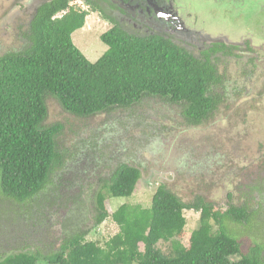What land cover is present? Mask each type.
<instances>
[{
  "label": "trees",
  "instance_id": "obj_1",
  "mask_svg": "<svg viewBox=\"0 0 264 264\" xmlns=\"http://www.w3.org/2000/svg\"><path fill=\"white\" fill-rule=\"evenodd\" d=\"M71 2L44 3L22 32L21 48L0 55V192L18 202L45 190L66 160L59 143L65 124L46 122L48 96L78 118L161 99L179 106L183 120L198 127L219 117L236 93L208 55L198 56L164 36L131 34L117 24L102 35L107 51L90 61L72 39L89 12ZM258 143L261 155L250 156L242 173L230 172L240 183L231 181L225 207L204 194L186 201L161 182L149 207L125 202L109 213L107 199L131 197L142 177L139 166L121 161L95 193L94 226L111 217L120 229L104 245L87 240L89 231L82 230L47 254L39 249L11 253L0 264H264V246L244 253L228 227V222L258 221L264 211V140ZM251 166L255 170L246 172ZM185 209L200 212L187 245L180 240ZM160 242H171L173 251L164 252Z\"/></svg>",
  "mask_w": 264,
  "mask_h": 264
},
{
  "label": "rangeland",
  "instance_id": "obj_2",
  "mask_svg": "<svg viewBox=\"0 0 264 264\" xmlns=\"http://www.w3.org/2000/svg\"><path fill=\"white\" fill-rule=\"evenodd\" d=\"M17 1L0 0V55L23 45L22 32L30 10H18ZM71 4L86 9L79 0ZM192 8L201 14V22L202 15L206 18L204 25L209 24L204 28L211 32L218 26L238 36L243 32L264 34V0H242L238 5L233 0H194ZM87 11L85 26L74 31L72 39L90 61L96 62L108 49L102 35L109 25L91 8ZM243 24L248 26L243 29ZM231 72L232 84H236L233 88L247 80L243 87L246 94L232 96L228 107H221L219 117L198 127L183 120L179 106L161 99L145 100L130 110L78 118L65 111L54 96H48L46 122L65 124L59 143L66 160L53 172L46 189L28 202L0 192V258L37 249L47 254L58 248L65 236L82 230L89 231L87 240L104 245L120 229L111 217L94 226L95 193L121 161L139 166L142 177L131 197L107 199L109 213L125 202L149 207L161 182L171 185L186 201L204 194L225 207L227 194L234 189L231 181L240 183L230 172L242 173L250 156L261 155L258 141L264 140V71L250 75L249 81ZM254 168L247 167L246 172ZM184 214L187 225L180 240L187 245L189 234L200 225V212L185 209ZM228 227L244 253L255 245L264 246V211L258 221L228 222ZM159 247L166 253L173 251L171 242H160ZM39 264L49 263L41 260Z\"/></svg>",
  "mask_w": 264,
  "mask_h": 264
},
{
  "label": "flooded vegetation",
  "instance_id": "obj_3",
  "mask_svg": "<svg viewBox=\"0 0 264 264\" xmlns=\"http://www.w3.org/2000/svg\"><path fill=\"white\" fill-rule=\"evenodd\" d=\"M48 1L51 0L17 1L16 6L21 7L18 10H30L27 12L29 17L26 28L29 27L39 8ZM79 1L83 3V6L86 5L84 10L91 8L93 12L100 14L109 25L108 29L117 24L137 36H164L198 56L208 55L219 73L227 76L230 90L236 91L233 96L242 97L246 94L243 87L246 86L247 80H243L244 84L240 87L233 88L236 84H232L231 71L247 77L248 81L250 75L264 71V34L243 32L238 36L218 26L211 32L204 28L206 24H209L206 22L204 25L206 18L202 15L203 22H201V14L193 11L194 0ZM233 1L238 5V2L242 0ZM247 26L243 24L241 28L244 29ZM258 38L261 40L257 41Z\"/></svg>",
  "mask_w": 264,
  "mask_h": 264
}]
</instances>
